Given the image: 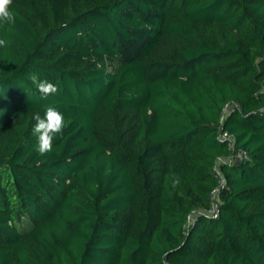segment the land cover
Listing matches in <instances>:
<instances>
[{
	"label": "trees",
	"instance_id": "1",
	"mask_svg": "<svg viewBox=\"0 0 264 264\" xmlns=\"http://www.w3.org/2000/svg\"><path fill=\"white\" fill-rule=\"evenodd\" d=\"M10 10L0 264H264V0ZM47 106L64 127L41 156Z\"/></svg>",
	"mask_w": 264,
	"mask_h": 264
},
{
	"label": "clouds",
	"instance_id": "2",
	"mask_svg": "<svg viewBox=\"0 0 264 264\" xmlns=\"http://www.w3.org/2000/svg\"><path fill=\"white\" fill-rule=\"evenodd\" d=\"M12 2L13 0H0V26L15 24V14L10 10ZM9 44L10 41L0 38V48L7 47ZM29 80L35 85L42 99H47L49 95H54L59 91L55 84L40 79L36 73H31ZM33 119L36 123L32 132L38 140V152L43 156L52 151L54 138L62 133L64 116L55 107L47 106L43 117L39 113H35Z\"/></svg>",
	"mask_w": 264,
	"mask_h": 264
},
{
	"label": "built area",
	"instance_id": "3",
	"mask_svg": "<svg viewBox=\"0 0 264 264\" xmlns=\"http://www.w3.org/2000/svg\"><path fill=\"white\" fill-rule=\"evenodd\" d=\"M225 137V136H224ZM212 216L216 217L218 213L217 204H214L212 210L209 212Z\"/></svg>",
	"mask_w": 264,
	"mask_h": 264
}]
</instances>
